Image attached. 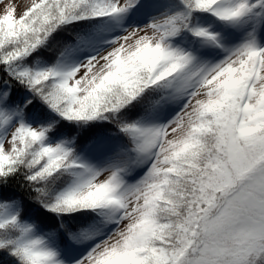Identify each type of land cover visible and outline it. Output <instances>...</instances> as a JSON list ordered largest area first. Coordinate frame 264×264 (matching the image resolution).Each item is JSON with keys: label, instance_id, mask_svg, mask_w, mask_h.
Here are the masks:
<instances>
[{"label": "snow or ice", "instance_id": "obj_1", "mask_svg": "<svg viewBox=\"0 0 264 264\" xmlns=\"http://www.w3.org/2000/svg\"><path fill=\"white\" fill-rule=\"evenodd\" d=\"M0 5V264H264V0Z\"/></svg>", "mask_w": 264, "mask_h": 264}, {"label": "rangeland", "instance_id": "obj_2", "mask_svg": "<svg viewBox=\"0 0 264 264\" xmlns=\"http://www.w3.org/2000/svg\"><path fill=\"white\" fill-rule=\"evenodd\" d=\"M15 2L16 3H22V0H15ZM25 2H26V0H25ZM23 10V8L21 7V8H18V14H19V12H21ZM2 11H3V6L2 5H0V13H2Z\"/></svg>", "mask_w": 264, "mask_h": 264}]
</instances>
